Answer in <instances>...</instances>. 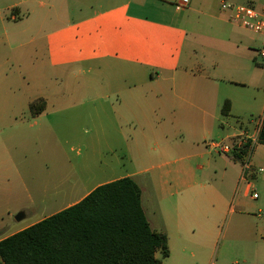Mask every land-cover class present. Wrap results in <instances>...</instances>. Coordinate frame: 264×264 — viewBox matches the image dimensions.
<instances>
[{
	"label": "rangeland",
	"instance_id": "1",
	"mask_svg": "<svg viewBox=\"0 0 264 264\" xmlns=\"http://www.w3.org/2000/svg\"><path fill=\"white\" fill-rule=\"evenodd\" d=\"M26 1L27 12L19 5L21 14L15 17L20 20L11 21L15 12L12 14L10 7ZM235 3L249 5L244 1ZM102 4L104 0H69L66 10L81 7L79 13L87 14ZM58 6L53 0H0V157L4 140L14 134L16 145L11 153L16 156L19 170L14 189L0 182V201L12 196V203L6 206L9 215L0 220V234L15 233L49 216L74 187L75 193L80 189L79 197L97 185L123 177H132L140 186L147 216L159 223L157 199L163 179L185 180L193 175L202 181L208 175L225 202L213 218L210 235L197 228L189 232L190 240L200 248L194 251V258L186 254L184 261L211 264L217 259L219 264H243L244 259L249 260L247 264L252 260L264 264V147H255L252 154L255 171L262 167L263 172H255L250 179L245 176L252 184V192L244 194L243 187L238 191L234 181L236 169L233 180L227 177L232 172L230 168L217 176L198 170L210 165L223 169L224 162L218 154L223 155L222 150L230 146L228 135L233 133L232 126L238 129L236 120L219 118L208 133L164 134L160 125L165 119L172 122V112L167 108L160 113L152 105L141 124L132 121L118 132L109 119L113 118V109L122 108L118 102L126 92L122 91L125 82L141 85L148 79L125 77L119 68L99 64L69 72L43 66L42 38L54 27V16L62 17ZM192 7L219 14L218 0H196ZM191 17L200 33V55L207 57L208 51L214 49L210 36L215 26L204 15L192 12ZM13 35L19 40L10 42ZM152 87L155 85L147 86ZM212 90L214 100H223L236 89L216 83ZM37 99L45 100L47 105L42 113L33 116L28 104ZM176 112L184 118V124L194 123L193 107L181 103ZM253 193L257 194L256 199L252 198ZM19 213L23 218L16 221ZM181 256L174 245L163 264H173Z\"/></svg>",
	"mask_w": 264,
	"mask_h": 264
},
{
	"label": "crops",
	"instance_id": "2",
	"mask_svg": "<svg viewBox=\"0 0 264 264\" xmlns=\"http://www.w3.org/2000/svg\"><path fill=\"white\" fill-rule=\"evenodd\" d=\"M53 1L59 5L62 17L54 16V27L42 38L43 51L40 59L43 66L69 72L77 67L99 64L119 68L125 77L145 76L148 79L141 85L125 82L126 86L122 91L126 92L118 102L122 108L120 111L113 109V118L109 119L118 132L121 133L123 128L133 124L132 121L141 124L154 105L160 113L167 108L172 112V122L165 119L160 125V132L164 134L208 133L215 120L228 118L236 120L238 127L236 129L232 126L233 133L228 135L230 144L233 142L231 139L240 138L254 143L253 151L255 147H264L255 144L258 122L264 117V36L238 27L230 21L229 13L220 7L222 1L233 5H238L235 3L237 1H244L264 16V0H218V15L192 7L196 0H104L105 4L87 14L79 13L81 7L70 8L68 12L66 9L69 0ZM185 3L184 7L177 8V5ZM26 4L27 1L14 3L10 7L12 14L15 12L10 17L11 21L20 20L15 14H21L22 8L19 10V5L24 6L27 12ZM192 12L210 18L215 26L210 36L214 41V49L208 51L207 57L200 55V33L191 17ZM12 40L19 38L13 35L10 42ZM38 67L35 66L36 69ZM216 83H224L236 90H231L223 100H214L212 87ZM149 85L155 87L149 89ZM37 100L28 104L30 114L29 106ZM226 100L229 101L230 108L228 115L223 116L221 108ZM152 101L154 104H150ZM181 103L195 109L196 113L191 117L194 121L192 125L184 124V118L176 112L177 105ZM46 105L45 102V108ZM256 117L259 119L255 120ZM243 119L248 121L243 122ZM4 143L6 146L4 145V152L0 157V182L14 189L18 185L14 178L16 173L19 175L16 156L11 153L13 145H16V136L8 135ZM230 148L228 146L223 149V155L218 154V158L224 162L222 170L211 165L206 170H203L204 167H199L198 170L217 176L218 172L226 173L230 168L232 172L227 177L233 180L236 169L234 181L237 190L243 187V193L247 194L248 185L252 186L247 179L253 177L255 172L246 176L247 179H241L240 161L229 156ZM251 166L255 170L252 156ZM162 185L157 199L160 222L147 216L142 203V189L138 185L141 190V207L150 228L167 235L168 257L174 245L181 251L182 256L173 264H186V254L194 258V251L200 248L190 240L189 232L197 228L205 235H210L213 218L224 205L225 197L213 187L208 175L202 181H197L193 175L185 180L166 178ZM96 187L79 197L77 195L80 189L75 193L74 187L62 199L64 202L49 216L78 203ZM10 197L12 196L0 201L1 221L4 216L9 215L6 206L12 203ZM229 212H233L232 209L229 208ZM13 234H0V241ZM254 256H258L256 252ZM156 257L160 259V253ZM167 258L162 260V264ZM217 261L214 259L211 264H219ZM248 261L243 259L242 263L247 264ZM251 264H256L255 260Z\"/></svg>",
	"mask_w": 264,
	"mask_h": 264
},
{
	"label": "trees",
	"instance_id": "3",
	"mask_svg": "<svg viewBox=\"0 0 264 264\" xmlns=\"http://www.w3.org/2000/svg\"><path fill=\"white\" fill-rule=\"evenodd\" d=\"M29 108L39 115L45 102ZM229 108L224 101L221 114L227 116ZM231 140L229 154L240 161L241 139ZM250 144L246 140L240 148ZM255 144L264 145V117ZM168 255L167 235L150 228L141 190L130 177L99 185L78 203L0 241V264H162Z\"/></svg>",
	"mask_w": 264,
	"mask_h": 264
},
{
	"label": "built area",
	"instance_id": "4",
	"mask_svg": "<svg viewBox=\"0 0 264 264\" xmlns=\"http://www.w3.org/2000/svg\"><path fill=\"white\" fill-rule=\"evenodd\" d=\"M185 4L177 5V8L184 7ZM221 10L227 11L229 13V18L232 23L237 25L240 28L251 31L258 35L264 36V16H262L254 6L252 5H233L228 2L222 1ZM262 55H264L262 53ZM261 118L258 122V128L262 123ZM237 148V152L240 154V164H241V179L244 180L245 176H247L248 172L251 175L253 172L262 173L263 169L258 168L256 171L252 169L251 166V156L253 152L254 143H251L247 148H240V144L244 143L246 140H240ZM216 147V145H214ZM228 148V147H225ZM224 148V149H225ZM248 193L252 192V186L248 185ZM258 196L256 193L252 194V198L256 199Z\"/></svg>",
	"mask_w": 264,
	"mask_h": 264
},
{
	"label": "water",
	"instance_id": "5",
	"mask_svg": "<svg viewBox=\"0 0 264 264\" xmlns=\"http://www.w3.org/2000/svg\"><path fill=\"white\" fill-rule=\"evenodd\" d=\"M22 218H23V214H22V213H19V214L15 217V220H16V221H20Z\"/></svg>",
	"mask_w": 264,
	"mask_h": 264
}]
</instances>
